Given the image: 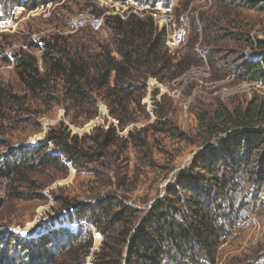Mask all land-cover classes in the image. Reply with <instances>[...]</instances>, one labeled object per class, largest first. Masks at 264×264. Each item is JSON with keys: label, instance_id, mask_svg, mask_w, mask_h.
Listing matches in <instances>:
<instances>
[{"label": "rangeland", "instance_id": "rangeland-1", "mask_svg": "<svg viewBox=\"0 0 264 264\" xmlns=\"http://www.w3.org/2000/svg\"><path fill=\"white\" fill-rule=\"evenodd\" d=\"M126 1L61 0L27 10L15 6L13 0H0V84L23 102L0 103V132L10 147L35 148L41 156L40 166L24 179L16 176L0 181V194L5 198L0 208V243L13 233L27 240L24 248L32 251L33 242L49 243L56 232L57 244L50 248L57 255L56 264H114L102 262V254L105 244L116 247L118 239L112 241L83 221L90 211L96 215L105 207L106 213L111 210L116 216L121 214V203L128 205L136 211L130 220L136 230L150 206L166 197L179 175L216 142L206 144V118L221 105L245 107L253 97H264V87L243 74L251 48L239 41L238 33L264 39V11L249 7L246 0H192L188 6L189 0H172L169 7L174 16L184 13L190 21L186 43L173 51L165 47L169 61L158 66L155 75L133 81L121 103L112 107L97 92L89 104L73 106L65 102L58 81L49 95H33L25 88L15 69V54H31L43 70L44 39L59 36L76 45L90 31L78 26L82 19L96 16L104 21L105 15L126 18L131 13L152 18V11L145 8L151 5L135 7L136 2ZM103 29L101 40L109 37ZM95 111L97 116L88 120ZM59 127L95 140L100 134L95 129H113V144L104 158L80 160L78 167L61 155L59 163L43 164L49 160L46 156L58 155L47 137ZM91 145L95 148L97 144ZM223 159L228 163L226 187L217 196L224 235L213 264H264V175L259 177L263 162L254 156L234 170L231 157L219 156L212 160V169L220 176L224 175ZM209 164L203 172L211 169ZM69 204L75 209H68ZM61 229L64 234H59ZM72 239L75 244L61 252L60 247ZM89 241L92 246L85 256ZM23 254L18 251L19 260Z\"/></svg>", "mask_w": 264, "mask_h": 264}, {"label": "trees", "instance_id": "trees-1", "mask_svg": "<svg viewBox=\"0 0 264 264\" xmlns=\"http://www.w3.org/2000/svg\"><path fill=\"white\" fill-rule=\"evenodd\" d=\"M61 0H13L15 6L33 10L48 3ZM123 1L126 0H115ZM172 0H135L138 4L153 6L162 3L170 6ZM189 0L186 5L191 2ZM247 5L259 11H264V0H246ZM105 12H100L103 15ZM104 29L109 37L101 40L100 32L90 29L89 33L76 45L62 37L44 39L42 63L29 53L15 54V69L19 80L33 95L50 94L60 83L65 102L83 107L89 104L92 94L104 95L103 99L114 106L121 103V96L126 95L133 81L155 75L158 66L169 60L165 49L166 34L155 24L151 17L140 18L131 13L126 18L119 15H105ZM103 29V30H104ZM241 35V36H240ZM238 39L251 50L248 61L243 63L245 77L251 81L264 83V39H252L250 34H239ZM61 41L63 43H61ZM95 48V49H94ZM164 49V50H163ZM103 92V93H101ZM22 105L21 97L0 84V103ZM113 116L119 119L113 111ZM97 112L87 116L92 120ZM208 140L206 144L216 139L206 151L194 161L190 170L179 175L175 186L169 188L166 197L153 203L139 226L133 225L135 209L120 204L121 214L116 216L106 213L105 207L98 214L90 211L83 221L93 225L97 231L112 241H117L119 249L106 245L102 262L114 264H213L216 259L219 241L224 235V227L220 225L223 217L222 205L219 203L218 192L225 190L228 164L223 159L224 175L220 176L214 167L213 159L228 156L234 160V170L252 158L259 157L264 165V97H253L245 107L237 106L229 109L223 105L206 118L204 124ZM99 132L97 139L92 136L80 138L73 135L67 127H59L50 132L47 139L57 148L58 155L46 156L43 164L58 162L60 155L78 167V161L92 162L105 157L112 146L113 129ZM89 138V139H88ZM94 139L95 141H88ZM218 139V140H217ZM97 144L95 148L91 145ZM4 148V150H1ZM28 148V147H27ZM8 150V151H7ZM26 150V151H25ZM41 147L37 150L40 151ZM91 150V153L89 152ZM94 150V152H92ZM235 153L237 155H235ZM30 154V156H28ZM45 157V156H44ZM41 156L35 148L26 149L10 147L0 132V181H9L18 176L24 179L27 173L34 172L40 166ZM241 162L240 163V159ZM31 159L38 160L31 163ZM253 161V160H252ZM258 162V160H257ZM207 163H210L206 172ZM256 165V164H255ZM264 171H259L263 177ZM191 192L199 194L190 196ZM5 198L0 194V208ZM109 207V206H108ZM68 209H75L69 204ZM120 229L115 233L117 225ZM62 230V229H61ZM60 231V230H59ZM114 232V234H112ZM60 233H65L64 230ZM56 232L49 243L46 241L32 244V251L24 248L22 237L11 233L6 241L2 239L0 246V264H56L57 255L51 247ZM2 232H0V239ZM91 235V233H90ZM52 239V240H51ZM35 241V240H33ZM91 241V238H90ZM89 241V242H90ZM32 241L28 240V243ZM115 242V241H114ZM73 239L60 247L61 252L73 246ZM51 245V246H50ZM91 242L86 247L85 256L91 248ZM107 246V247H106ZM56 247V245H55ZM122 248V249H121ZM24 252V259H18V251ZM26 251V252H25Z\"/></svg>", "mask_w": 264, "mask_h": 264}, {"label": "bare ground", "instance_id": "bare-ground-1", "mask_svg": "<svg viewBox=\"0 0 264 264\" xmlns=\"http://www.w3.org/2000/svg\"><path fill=\"white\" fill-rule=\"evenodd\" d=\"M128 1H131V3L135 2V0L133 1L127 0L126 2ZM156 4H162V3H156ZM145 8L149 10L150 8H153V6H146ZM149 11H152L151 12L152 19L155 22V24L160 27V30L165 29V34H166L165 47L168 50L171 51V39H175L174 29L177 31V35H179L180 37H176V41L172 43V51L178 49L179 47L183 46L186 43L188 39L189 27H190V21L186 14L182 13V14H177V16H174L173 14L174 11L172 8L170 9L156 8V9H151ZM160 14H163L165 19H162L160 17L161 16ZM120 16L124 19L122 15ZM93 18H94V25L104 26V21L101 17L92 16L89 17L88 19H82V20H89ZM78 26L86 27L92 30L91 24H85L83 21L80 22L78 21ZM101 30H102L101 28H94V32H99ZM255 82L257 86L264 87V83L262 81H255Z\"/></svg>", "mask_w": 264, "mask_h": 264}, {"label": "built area", "instance_id": "built-area-1", "mask_svg": "<svg viewBox=\"0 0 264 264\" xmlns=\"http://www.w3.org/2000/svg\"><path fill=\"white\" fill-rule=\"evenodd\" d=\"M135 7H139V4L135 3ZM156 8H169L170 9L169 6L166 7L163 4L154 3L153 8H150L149 10L156 9ZM78 20H80V19H78ZM81 21H83L85 24H91V28H92L93 31H94V28L103 29V26L94 25V18L93 19H89V20H81ZM174 31H175V39H171V51H172V43H174L176 41V37H180L179 35H177V31L175 29H174Z\"/></svg>", "mask_w": 264, "mask_h": 264}]
</instances>
